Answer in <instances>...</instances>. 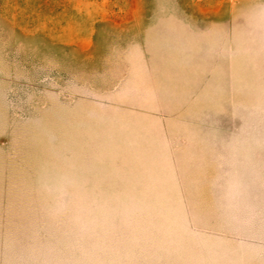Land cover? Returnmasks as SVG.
Wrapping results in <instances>:
<instances>
[{
	"label": "rangeland",
	"instance_id": "obj_1",
	"mask_svg": "<svg viewBox=\"0 0 264 264\" xmlns=\"http://www.w3.org/2000/svg\"><path fill=\"white\" fill-rule=\"evenodd\" d=\"M0 264H264V0H0Z\"/></svg>",
	"mask_w": 264,
	"mask_h": 264
}]
</instances>
